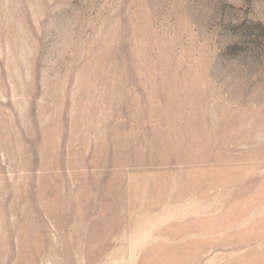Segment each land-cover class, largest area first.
Segmentation results:
<instances>
[{
  "label": "rangeland",
  "instance_id": "rangeland-1",
  "mask_svg": "<svg viewBox=\"0 0 264 264\" xmlns=\"http://www.w3.org/2000/svg\"><path fill=\"white\" fill-rule=\"evenodd\" d=\"M0 264H264V0H0Z\"/></svg>",
  "mask_w": 264,
  "mask_h": 264
},
{
  "label": "bare ground",
  "instance_id": "bare-ground-1",
  "mask_svg": "<svg viewBox=\"0 0 264 264\" xmlns=\"http://www.w3.org/2000/svg\"><path fill=\"white\" fill-rule=\"evenodd\" d=\"M157 174V173H156ZM125 175V174H124ZM156 176V175H155ZM136 178V177H135ZM145 184V183H144ZM147 184V183H146ZM119 186V185H118ZM138 187V186H137ZM155 187V186H154ZM139 188V187H138ZM140 189V188H139ZM133 190V189H132ZM141 190V189H140ZM115 192V191H113ZM129 194V193H128ZM145 195V194H144ZM149 195V194H148ZM131 201V200H130ZM133 201V200H132ZM138 201V200H137ZM119 210V209H118ZM110 212V211H109ZM114 212V211H113ZM21 240V239H20ZM65 247V246H64ZM67 249V248H66ZM108 251V250H107Z\"/></svg>",
  "mask_w": 264,
  "mask_h": 264
}]
</instances>
